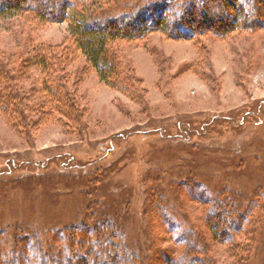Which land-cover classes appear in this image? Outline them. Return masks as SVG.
Here are the masks:
<instances>
[{
    "label": "rangeland",
    "instance_id": "obj_1",
    "mask_svg": "<svg viewBox=\"0 0 264 264\" xmlns=\"http://www.w3.org/2000/svg\"><path fill=\"white\" fill-rule=\"evenodd\" d=\"M71 1L0 15V264H264V13L111 41L107 82L72 17L192 0Z\"/></svg>",
    "mask_w": 264,
    "mask_h": 264
},
{
    "label": "trees",
    "instance_id": "obj_2",
    "mask_svg": "<svg viewBox=\"0 0 264 264\" xmlns=\"http://www.w3.org/2000/svg\"><path fill=\"white\" fill-rule=\"evenodd\" d=\"M30 1L0 0V15L6 12L33 9V11H41L39 15L46 20L65 21L72 3L71 0H34L37 2L35 4ZM213 8L219 9V12L215 13ZM261 12L264 13V0H192L180 3L178 6L159 4L156 7H147L140 11L122 13L117 16H109L103 12L82 14L80 17H72L69 25L73 42L77 48L95 67L100 77L111 82L106 71L109 65H111V70H114L113 64H109L108 56V43L111 41L119 38H137L153 30L164 32L172 38H195L204 35L206 31L223 36L233 31L237 25L244 24L241 28L256 26L255 22L259 19ZM215 208L220 209L212 222L215 236L221 231L227 234V229L236 231L234 222L243 223L241 214L234 217L237 213L233 207L228 212L230 215L234 213V216L228 222L223 218L222 209L225 208H221L219 203L215 204ZM232 240L227 237L224 241L232 243ZM122 250L124 254H128L123 245ZM46 255L44 252L40 253L36 264H47ZM117 256L122 257L115 252L102 264H117ZM80 261L74 264H86L82 259Z\"/></svg>",
    "mask_w": 264,
    "mask_h": 264
}]
</instances>
